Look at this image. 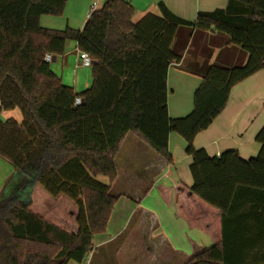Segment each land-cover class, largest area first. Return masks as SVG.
Segmentation results:
<instances>
[{
    "label": "trees",
    "instance_id": "1",
    "mask_svg": "<svg viewBox=\"0 0 264 264\" xmlns=\"http://www.w3.org/2000/svg\"><path fill=\"white\" fill-rule=\"evenodd\" d=\"M67 3L0 0V157L14 168L0 192V264H66L87 257L118 199L111 193L116 160L130 132L170 164V134L187 142L193 185L158 187L166 201L174 196L177 216L215 243L185 264H264L254 258L264 248V126L256 136L260 152L250 159L237 150L211 156L194 145L224 111L232 88L264 68V0H229L227 8L201 11L193 22L164 2L159 13L134 22L130 1L106 0L82 29L41 25L43 15L63 16ZM184 25L229 35L248 59L240 66H209L191 113L171 118L168 70L181 59L172 43ZM70 41L96 61L92 86L80 93L45 60L47 53L65 55ZM78 96L83 101L76 105ZM14 108L22 120H2V112ZM34 183L55 198L75 201L77 233L31 211Z\"/></svg>",
    "mask_w": 264,
    "mask_h": 264
},
{
    "label": "crops",
    "instance_id": "2",
    "mask_svg": "<svg viewBox=\"0 0 264 264\" xmlns=\"http://www.w3.org/2000/svg\"><path fill=\"white\" fill-rule=\"evenodd\" d=\"M105 1L68 0L63 16L43 15L41 25L56 30H64L68 25L82 29L92 6L95 4L99 8ZM128 1L135 8L134 21L150 12L159 13V2H164L173 13L190 22L195 21L201 11L225 9L229 3V0ZM172 49L181 59L173 62L168 70V108L171 118H181L191 113L195 90L201 85L209 66H240L248 59V53L233 43L229 35L214 28L202 30L181 26L173 40ZM61 57L66 64L75 62L76 65L79 61L77 43L70 41L65 55L57 57L56 61ZM72 84L69 86L75 91L83 92L90 88L88 82L82 83L81 79ZM10 117L21 121L23 115L19 108L5 110L1 114L2 120ZM263 126L264 68L232 88L224 111L197 135L194 145L198 149H206L211 156L237 150L242 158L250 159L260 152L261 144L256 136ZM186 147L187 142L180 134H170L169 151L173 157L170 164L138 135L128 133L116 160L118 177L111 193L118 199L106 231L93 236L92 249L83 261L69 260L66 264H185L197 251L211 247L215 243V237L211 234L201 228L190 227L169 206L155 207L145 199L155 190L161 197L159 185L173 186L176 182L193 185L190 170L192 158L186 153ZM13 173V166L0 157V192L5 190ZM97 179L109 182L103 176ZM145 182L151 183L146 190ZM63 198L68 199L62 195L55 201L62 202ZM69 201L65 210H57L58 206L52 200L41 205L33 196L30 209L44 219L77 233L78 207L74 200ZM256 239L260 243L259 238ZM260 252L261 256L254 254V258L264 260V248Z\"/></svg>",
    "mask_w": 264,
    "mask_h": 264
},
{
    "label": "rangeland",
    "instance_id": "3",
    "mask_svg": "<svg viewBox=\"0 0 264 264\" xmlns=\"http://www.w3.org/2000/svg\"><path fill=\"white\" fill-rule=\"evenodd\" d=\"M139 20H135L134 22H138ZM51 67L52 69L60 76H64V80L63 82L67 85H73L72 83H74L75 81H82V83L88 82V86H92L93 83V78H92V69L93 66L90 67H80V68H75V62L73 63H65L63 62L62 57L59 58L57 61L52 62L51 61ZM85 88H83L84 90ZM78 92L82 91V90H76ZM150 182L146 183L144 185V189H148V187L150 186ZM158 190V189H157ZM159 191V190H158ZM157 191L155 190L154 192H150V194H148L145 199L148 201L149 205H154L155 207L159 206H169L170 209L174 210L175 212V207H174V196L172 198V200L170 202L166 201L165 198L162 196V194L160 193L161 197L158 196V194L156 193ZM160 192V191H159ZM37 199V202L41 205H45L47 204L48 200H52L54 202L55 205L58 206L57 210H65L64 208H67L69 202L73 201L71 198L67 197L61 199V201H55V197H53L41 184L39 183H34L32 185L31 188V198ZM48 198V199H47ZM47 199V200H46ZM162 200V201H161ZM161 201V203H159ZM57 202V203H55ZM74 202V201H73ZM78 215V214H77Z\"/></svg>",
    "mask_w": 264,
    "mask_h": 264
},
{
    "label": "built area",
    "instance_id": "4",
    "mask_svg": "<svg viewBox=\"0 0 264 264\" xmlns=\"http://www.w3.org/2000/svg\"><path fill=\"white\" fill-rule=\"evenodd\" d=\"M97 9V6L94 4L91 8V12L89 14V17L91 16L92 12ZM78 57H79V61L76 63L75 68H80V67H90L93 65V59L92 57L89 55L88 52L86 51H82L80 49H78ZM53 59V55L50 53H47L45 55V60L48 62H51ZM82 98L80 96H78L75 100V104L79 105L82 103Z\"/></svg>",
    "mask_w": 264,
    "mask_h": 264
},
{
    "label": "water",
    "instance_id": "5",
    "mask_svg": "<svg viewBox=\"0 0 264 264\" xmlns=\"http://www.w3.org/2000/svg\"><path fill=\"white\" fill-rule=\"evenodd\" d=\"M56 59H57V57H56V56H54V57H53V59H52V62H55V61H56ZM93 64H96V61H95V60H93Z\"/></svg>",
    "mask_w": 264,
    "mask_h": 264
}]
</instances>
